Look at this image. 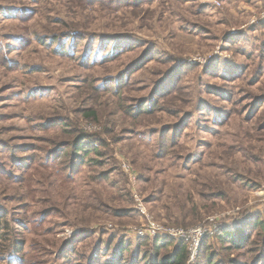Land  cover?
<instances>
[{"label": "rangeland", "instance_id": "rangeland-1", "mask_svg": "<svg viewBox=\"0 0 264 264\" xmlns=\"http://www.w3.org/2000/svg\"><path fill=\"white\" fill-rule=\"evenodd\" d=\"M261 10L0 0V264H152L155 238L138 230L208 226L196 264L264 260V226L252 228L264 225V26L251 24ZM255 26L248 44H228ZM82 135L89 155L75 164L72 150L63 180L55 154ZM237 230L250 246L222 242ZM163 240L176 243L157 264L188 250Z\"/></svg>", "mask_w": 264, "mask_h": 264}, {"label": "trees", "instance_id": "trees-1", "mask_svg": "<svg viewBox=\"0 0 264 264\" xmlns=\"http://www.w3.org/2000/svg\"><path fill=\"white\" fill-rule=\"evenodd\" d=\"M258 24L260 25H263L264 26V23H261L259 22ZM259 27L255 26L254 30H251L249 32H241L239 34L238 37H236L235 39L233 38H230L228 39V44L229 43H233L232 41H235L237 44H240L241 46H244L247 43V38H248V35L247 33H250L251 32H254L258 29ZM73 37H75V35L73 34ZM61 38L60 36L55 38V40ZM233 39V40H232ZM235 43V45H236ZM2 51V50H1ZM0 51L1 55H2V52ZM110 81H106L104 84L105 86L107 85H110L109 83ZM112 83H113V80H112ZM120 86V85H119ZM117 86V87H119ZM34 95H38V92L35 93ZM152 114V111L148 112V114ZM86 116L88 118H96V115L94 112L92 111H88L86 113ZM53 123V122H52ZM58 125H61V128H62V131L65 133V124L64 123H57V122H54L53 124H51V126L53 127H56ZM48 129H51L49 127L44 128L43 130L44 131H48ZM167 131L169 129H166ZM170 133V131L168 132ZM88 138V135H82L81 138L77 139L76 141L74 142H68L64 145H62L61 147H58L59 149H62V151L60 152V154H55V160H56V169L58 170V175L63 179V180H66L68 179V176L67 174L70 173V170H65L63 169V159H67L71 154H72V150H73V154H74V158L76 160V163L77 162H80L83 160V158H85V156L89 155V151L86 150V145H88V141H86ZM93 149H95L94 147H92ZM94 151V150H93ZM72 178V177H71ZM193 217V220L194 222H197L198 220L201 219V217H199V212L198 211H194L193 215L191 216ZM263 222L260 220V218L256 219L255 222L252 223V228H258V227H263ZM1 233V231H0ZM224 238H222V242H229L233 248L237 249V250H241L243 249L244 247H247V246H250V240H251V236L245 232L244 230H237V231H225L222 235ZM0 240H1V236H0ZM145 240V239H143ZM153 242L155 245V257L152 258V264H157L156 260L157 258H159V252H160V249L161 247H170L172 244H175L176 242L174 241H166V240H163V239H160V238H155L153 239ZM159 244H162V245H159ZM126 250V249H125ZM264 253V252H263ZM20 259V258H19ZM21 261V264H26V261L24 259H20ZM187 261H188V250H187V246L185 244H178L177 245V248L175 249V254L174 255H171V259L168 260V263L164 262L162 264H187ZM229 262V261H228ZM264 263V260L261 259L260 257L253 261L252 264H263ZM206 264H227L225 263L223 260H218L217 261V258H214L213 255H210L207 259V263ZM229 264H238V263H233V261H231Z\"/></svg>", "mask_w": 264, "mask_h": 264}, {"label": "built area", "instance_id": "built-area-1", "mask_svg": "<svg viewBox=\"0 0 264 264\" xmlns=\"http://www.w3.org/2000/svg\"><path fill=\"white\" fill-rule=\"evenodd\" d=\"M262 1V10L259 16V19L252 20L251 24H255L256 22L264 23V0ZM240 34V30H235L229 33V37L238 36ZM141 208V207H140ZM140 210V209H139ZM143 211V209L141 208ZM140 210V211H141ZM216 232V229L213 230L210 226L208 227H198L193 229L190 232H186L183 230H171V229H154L153 232H148L144 229H140L135 234L138 238H162V239H172L175 241H186L188 245V258L189 264H196V261L199 258L200 250L202 247V242L206 238L213 236ZM187 261V263H188Z\"/></svg>", "mask_w": 264, "mask_h": 264}, {"label": "crops", "instance_id": "crops-1", "mask_svg": "<svg viewBox=\"0 0 264 264\" xmlns=\"http://www.w3.org/2000/svg\"><path fill=\"white\" fill-rule=\"evenodd\" d=\"M259 1H260V0H259ZM248 5H249V4H248ZM259 6H260V3H259ZM243 28H244V27H243ZM243 28L241 27L242 31H244ZM240 31H241V30H240Z\"/></svg>", "mask_w": 264, "mask_h": 264}]
</instances>
